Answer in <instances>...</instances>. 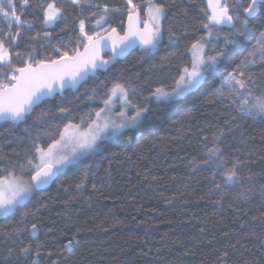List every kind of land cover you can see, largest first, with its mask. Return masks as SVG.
Listing matches in <instances>:
<instances>
[{
    "label": "trees",
    "instance_id": "16d2710c",
    "mask_svg": "<svg viewBox=\"0 0 264 264\" xmlns=\"http://www.w3.org/2000/svg\"><path fill=\"white\" fill-rule=\"evenodd\" d=\"M48 2L52 0H28L22 8V0H14L21 19L31 25L21 26L15 42L3 35L9 28L0 17V39L16 67L29 58L34 65L56 58L59 52L71 53L78 45L83 49L80 21L89 34L101 31L95 22L105 5L109 12L104 29L124 32L127 0H86L91 6L81 7L55 0L63 15L45 25L42 6ZM147 2L133 0L142 18ZM153 2L166 9L163 38L156 48L135 50L77 92L43 102L23 123L0 124V170L14 168L21 174L20 165L33 155L34 142L47 147L65 123H80L88 112L103 107L102 99L114 83L130 85L135 89L133 102L151 108V118L132 140L107 141L102 150L73 163L51 187L35 190L18 210L0 219V264L33 260L36 264H264V119L240 116L239 101L230 105L227 99L216 98L218 79L171 105L148 99L157 87L174 86L178 69L191 60V44L208 36L203 25L210 15L206 0ZM236 2L226 0L229 6ZM212 31L210 54L216 43V28ZM228 31L222 28L220 37ZM11 33L16 34L15 24ZM170 33L178 39L170 42ZM246 55L232 57L225 68L231 71ZM10 71L0 67V72ZM249 72L253 81L249 99H254L264 95V67L253 66ZM59 107L68 111L61 114ZM221 133L216 144L213 137ZM214 146L224 147L228 167L232 161H242L240 182L227 189L218 171L213 178L215 158L206 155ZM87 165L91 167L84 186L77 189ZM215 184L222 189L216 190ZM32 224L39 229L35 238ZM73 233L76 240L64 249ZM21 242L32 248V255L9 254V249L18 251Z\"/></svg>",
    "mask_w": 264,
    "mask_h": 264
},
{
    "label": "snow or ice",
    "instance_id": "6c2138e0",
    "mask_svg": "<svg viewBox=\"0 0 264 264\" xmlns=\"http://www.w3.org/2000/svg\"><path fill=\"white\" fill-rule=\"evenodd\" d=\"M71 3L77 7L91 6L86 4V0H71ZM127 5L128 24L122 36L115 27L104 29L109 12L105 5L95 22L101 31L89 34L85 31L84 21H80V34L83 37L80 43L83 51L79 45L71 53L59 52L57 49L59 55L56 58L38 60L34 65L30 62L31 58L25 60L22 67L13 65L12 54L5 47L4 40L0 39V67L11 69L10 72H0V120L13 125L23 123L37 106L52 97L57 90L63 92L65 88H75L90 75L105 70L111 58L101 59L99 51L102 47H108L109 43L113 56L122 55L137 42L146 51L156 48L163 38L161 21L166 11L164 5L148 0L145 18L141 17L139 6L133 4V0H127ZM208 5L211 14L208 15L209 22L203 25L208 30V39L202 37L191 44L188 51L192 58L178 69L174 86L168 89L157 87L148 99L171 105L178 98L200 90L204 83L218 79L219 85L214 94L216 98L227 99L230 105L239 101L240 116L264 119V95L249 99L253 83L249 69L256 65L264 67V0H248L246 5L244 0H237L232 6L226 0H208ZM26 6L28 0H22L21 7ZM42 12L45 25L56 23L63 15L62 8L57 6L55 0L42 6ZM0 17L5 18L9 28L3 35L13 42L18 39L21 26L31 28L17 13L14 0H0ZM141 23L143 28L140 27ZM13 24L16 26L15 35L11 33ZM225 26L229 31L221 38L219 32ZM213 28H216V43L211 49L214 54H210L207 45L213 38ZM176 39L178 37L169 34L170 42ZM245 52L247 55L239 59L231 71L225 68V63L232 57ZM134 92L135 89L130 85L114 83L107 98L102 99L103 107L88 112L86 118L81 117L80 123H65L62 129H58V138L53 137L47 147L34 142L33 155L20 165L21 174H17L14 168L0 170V215L14 213L31 198L35 190L52 182L57 172L102 150L107 141L121 138L132 140L134 134L144 126V122L151 118V108L147 103L133 102L131 94ZM117 101L119 111H114ZM67 111L64 107L58 108L61 114ZM44 115L45 113H41L42 117ZM232 119L236 120L237 117ZM222 138L223 133L214 136L213 141L219 144ZM224 152V147L214 146L207 149L206 155L210 159L215 158L216 171L213 172V178L218 171L222 177L223 188L227 189L240 182L238 172L242 161H232L231 167H228L229 159ZM90 167L91 165L85 167L84 176L76 185L77 189L83 188ZM25 173H30V178L26 179ZM215 189L221 190L222 185L215 184ZM31 231H39L36 224L31 225ZM75 240L76 233H73L64 249H70ZM8 251L10 255L15 254L18 257L33 254L32 248L22 242L18 251ZM35 255L38 256L39 252ZM221 256L226 257L227 253H221ZM32 264H36V261L33 260ZM52 264L58 262L53 261Z\"/></svg>",
    "mask_w": 264,
    "mask_h": 264
},
{
    "label": "water",
    "instance_id": "95a60500",
    "mask_svg": "<svg viewBox=\"0 0 264 264\" xmlns=\"http://www.w3.org/2000/svg\"><path fill=\"white\" fill-rule=\"evenodd\" d=\"M206 4H207V8H208V11L209 13L211 14V10L209 9V5H208V0H206ZM127 24H128V17L126 19V23H125V28L127 27ZM140 27L143 28V24L141 23L140 24ZM217 27H220V26H217ZM124 28V30H125ZM222 28H226L228 29L226 26L225 27H222ZM117 33L119 35H123V34H120L118 31ZM145 50L138 42L134 45V46H131L129 47L122 55H117V56H113V52H112V48H111V44L109 43L108 47H102L99 51V56L101 57V59H104V60H109V59H105L104 56H109V58H111V62L108 64L107 68H109L111 66V64L117 62V61H120V60H123L125 59L126 57H128L132 52H134L135 50ZM81 51H83V49H81ZM106 68V69H107ZM105 69V70H106ZM105 70H101V71H105ZM101 71H98L95 75H90L85 81H82L80 84H78L75 88H65V90L63 92H60L59 90H57V92L52 96V97H49L48 99H46L45 101L47 100H52L54 97L56 96H61L63 95L65 92H68V91H72V92H77L78 89L83 85L85 84L89 79L91 78H94L99 72ZM44 101V102H45ZM43 103V102H42ZM41 103V104H42ZM40 104V105H41ZM38 107V106H37ZM2 123H6L4 122L3 120H0V124ZM12 124V123H11ZM20 124V123H19ZM15 125H18V124H15ZM58 174L56 173V176L53 178V181L48 183L47 185H44L42 186L41 188L37 189V191H43V190H46L48 189L49 187H51V185L53 184V182L56 180ZM31 234H32V238H35L37 237V232L33 233L31 231Z\"/></svg>",
    "mask_w": 264,
    "mask_h": 264
},
{
    "label": "rangeland",
    "instance_id": "374dc122",
    "mask_svg": "<svg viewBox=\"0 0 264 264\" xmlns=\"http://www.w3.org/2000/svg\"><path fill=\"white\" fill-rule=\"evenodd\" d=\"M71 1V0H70ZM206 39H208V36L206 37ZM212 40V39H211ZM210 44V43H209ZM208 44V45H209ZM208 45H207V48H208ZM191 58H192V54H191ZM119 102L117 101L116 103H115V106H114V111H119ZM90 155H92V154H90ZM89 155V156H90ZM88 157V156H87ZM86 158V157H85ZM83 159V158H82ZM79 161V160H78ZM77 162V161H76ZM75 163V162H74ZM72 165V164H71ZM71 165H69V166H67V167H65V168H63V169H61L59 172H57V174L58 175H60V174H62V173H64ZM25 175V178L27 179V178H30V173H25L24 174ZM26 202V201H25ZM11 214V213H10ZM10 214H8V215H10ZM8 215H0V219L1 218H4V217H6V216H8Z\"/></svg>",
    "mask_w": 264,
    "mask_h": 264
}]
</instances>
